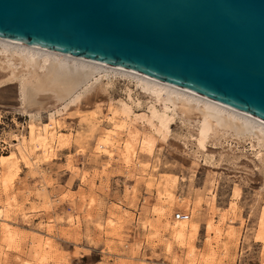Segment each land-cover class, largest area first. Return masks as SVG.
<instances>
[{
    "label": "rangeland",
    "instance_id": "1",
    "mask_svg": "<svg viewBox=\"0 0 264 264\" xmlns=\"http://www.w3.org/2000/svg\"><path fill=\"white\" fill-rule=\"evenodd\" d=\"M10 62L0 68V157L17 161L0 165V264H264V148L254 140L213 137L181 115L162 134L150 100L131 84L135 107L119 80L90 102L80 91L38 111L23 102L26 76ZM119 100L133 113L115 129ZM54 121L46 153L28 150L29 125L45 136ZM110 130L134 157L99 146ZM177 213L196 226L181 237Z\"/></svg>",
    "mask_w": 264,
    "mask_h": 264
},
{
    "label": "water",
    "instance_id": "2",
    "mask_svg": "<svg viewBox=\"0 0 264 264\" xmlns=\"http://www.w3.org/2000/svg\"><path fill=\"white\" fill-rule=\"evenodd\" d=\"M0 40L142 75L264 123V0H0Z\"/></svg>",
    "mask_w": 264,
    "mask_h": 264
},
{
    "label": "bare ground",
    "instance_id": "3",
    "mask_svg": "<svg viewBox=\"0 0 264 264\" xmlns=\"http://www.w3.org/2000/svg\"><path fill=\"white\" fill-rule=\"evenodd\" d=\"M0 60L2 61L1 64H3L2 66L0 65L1 71L7 70L6 65H4L6 64L5 62L12 61L10 64H19L21 70L18 68V72L24 73L23 76H26L23 79L24 82L22 80L21 97H23V102L30 107L38 109V111L46 109V101L49 99L51 100L53 98L55 101L63 102L64 100L73 98L75 95L79 96L80 91L85 94V101L90 102L92 98L97 99L100 96L99 92L101 87L104 89L113 87L115 82L119 80L124 82V91L131 104L137 105L135 107L138 108L141 103L137 98H132L131 90L129 89L131 84H133L132 86L138 94L146 96L150 100L147 111L150 113L152 119L157 122L156 130L162 134L168 133L169 125L172 124L171 122L174 121L176 116L181 115L185 120H190L191 122L192 120H196L199 124L202 123L208 129V134L213 135V137L219 138L230 134L235 139L245 138V140L248 139L249 141L254 140L258 146L264 148V123L254 120L240 112L218 105L206 98L198 97L186 91L184 92L151 78L148 79L142 75L129 73L117 68L113 69L81 59L71 58L64 54L61 55L27 45L8 43L3 40H0ZM7 68L10 69L9 67ZM12 69L8 70V74L11 72L10 76L8 75L10 79L15 78L18 74V72L15 73L17 69L15 72ZM3 81H5V78ZM118 103L119 106L115 105L112 107L110 111L112 117L108 120L115 129L120 120L124 122L133 113L131 112L130 105L122 100H119ZM30 115L32 118H35L37 114L34 115L33 113ZM57 128V122L49 123L47 124L46 135L41 136L40 128L31 123L28 129V150L33 152L34 149H40L45 154L47 151L46 148L56 140L58 134ZM118 137L115 130H110L100 139L99 146L101 148H107L110 152L118 149L120 154L125 157V161H127L129 156L130 158L134 157L135 150H132L131 145L127 141L124 142ZM250 143L253 144L252 142ZM258 154V157H262L261 153ZM12 159V156L0 157L1 167H5L7 160H11L12 165H14L17 159ZM261 161L264 164V157L261 158ZM138 163L142 168L148 167L147 164L141 163L140 161ZM1 182L5 185L10 183L5 178ZM189 212L191 216L194 214L191 208ZM189 220L174 223L177 237H181L183 232L186 229L188 230V227L195 229V224L189 222ZM143 225L145 226V223ZM48 248L46 244L43 249L47 251Z\"/></svg>",
    "mask_w": 264,
    "mask_h": 264
},
{
    "label": "built area",
    "instance_id": "4",
    "mask_svg": "<svg viewBox=\"0 0 264 264\" xmlns=\"http://www.w3.org/2000/svg\"><path fill=\"white\" fill-rule=\"evenodd\" d=\"M175 216L178 221H188V219L190 218L189 214L186 215L183 213H177Z\"/></svg>",
    "mask_w": 264,
    "mask_h": 264
}]
</instances>
